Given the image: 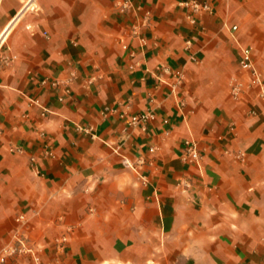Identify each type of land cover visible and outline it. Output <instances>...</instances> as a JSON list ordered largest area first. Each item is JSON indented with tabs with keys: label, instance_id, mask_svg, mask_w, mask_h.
I'll list each match as a JSON object with an SVG mask.
<instances>
[{
	"label": "crops",
	"instance_id": "obj_1",
	"mask_svg": "<svg viewBox=\"0 0 264 264\" xmlns=\"http://www.w3.org/2000/svg\"><path fill=\"white\" fill-rule=\"evenodd\" d=\"M121 1L0 0V264H264V0Z\"/></svg>",
	"mask_w": 264,
	"mask_h": 264
},
{
	"label": "built area",
	"instance_id": "obj_2",
	"mask_svg": "<svg viewBox=\"0 0 264 264\" xmlns=\"http://www.w3.org/2000/svg\"><path fill=\"white\" fill-rule=\"evenodd\" d=\"M183 6L187 8V18L191 23L195 22V14L200 13L202 11H207L210 9V6L202 0H184L181 2ZM119 10L124 12L130 9L131 2L130 0H123L119 3ZM236 28V26H234ZM5 61H7V58L5 57ZM241 66L245 69H250L254 78V81L258 83L262 88H264V73L257 71L254 68L253 61L251 59V49L249 47H246L243 49V58L241 60ZM74 77V73H70L69 76L66 79H53L49 80L47 78H42L40 80V84L42 86L50 85L51 87H57L60 84H64L63 91L64 93L69 92V84L72 81ZM182 74L178 72V81L181 79ZM230 91L233 96H237L241 91V83L237 81V79L231 80L230 85ZM63 97L60 96L59 99H62ZM29 103L33 104H40V101L38 99H29ZM153 118V113L151 111H146L143 113H138L130 117L128 121V125H136L139 122H145L147 120H150ZM242 153L235 154L236 158H242ZM201 157L200 150L193 140H185L184 141V153H183V159L190 163L197 162ZM125 161V160H124ZM23 217L20 215L18 216V219H22ZM18 243H12L5 245L0 253V262L6 263L7 259L10 257H13L17 254H23L30 252L31 249L26 245L25 242H23L22 239L17 238Z\"/></svg>",
	"mask_w": 264,
	"mask_h": 264
},
{
	"label": "bare ground",
	"instance_id": "obj_3",
	"mask_svg": "<svg viewBox=\"0 0 264 264\" xmlns=\"http://www.w3.org/2000/svg\"><path fill=\"white\" fill-rule=\"evenodd\" d=\"M6 31H7V29L4 31V33H3L2 37H1V39L5 36ZM1 39H0V40H1Z\"/></svg>",
	"mask_w": 264,
	"mask_h": 264
}]
</instances>
